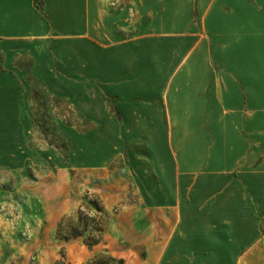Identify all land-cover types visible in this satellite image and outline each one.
<instances>
[{
    "label": "crops",
    "instance_id": "obj_1",
    "mask_svg": "<svg viewBox=\"0 0 264 264\" xmlns=\"http://www.w3.org/2000/svg\"><path fill=\"white\" fill-rule=\"evenodd\" d=\"M41 43L77 111L111 95L153 135L174 211L160 254L237 262L240 243L264 264V0H0V94L15 54L45 77Z\"/></svg>",
    "mask_w": 264,
    "mask_h": 264
},
{
    "label": "rangeland",
    "instance_id": "obj_2",
    "mask_svg": "<svg viewBox=\"0 0 264 264\" xmlns=\"http://www.w3.org/2000/svg\"><path fill=\"white\" fill-rule=\"evenodd\" d=\"M31 65L28 52L15 54L12 91L0 94V264H257L240 243L237 262L205 245L160 254L174 211L153 135L137 132L141 119L123 118L111 95L92 90L95 115L77 111L49 43L45 77Z\"/></svg>",
    "mask_w": 264,
    "mask_h": 264
}]
</instances>
